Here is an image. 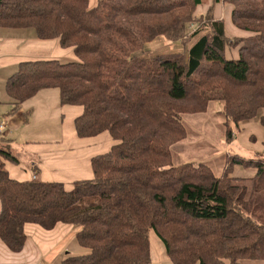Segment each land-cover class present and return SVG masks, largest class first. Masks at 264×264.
I'll return each instance as SVG.
<instances>
[{"label":"trees","instance_id":"trees-1","mask_svg":"<svg viewBox=\"0 0 264 264\" xmlns=\"http://www.w3.org/2000/svg\"><path fill=\"white\" fill-rule=\"evenodd\" d=\"M90 2L0 0V28L33 29L78 59L21 62L7 82L10 114L56 89L61 107L84 110L75 120L79 138L109 133L116 142L92 159L93 179L68 191L12 179L5 163L19 160L13 141L0 136V243L21 254L27 224L47 231L65 224L79 230L89 254L62 264H153L150 233L173 264L264 262V159L228 156L218 177L206 163L175 166L172 152L188 137L183 117L206 114L212 103L229 143L233 125L259 116L264 128V0ZM219 4L231 6L233 25L252 36H227L214 16ZM199 6L207 12L199 15ZM159 37L187 50L142 56ZM239 165L256 176L232 177Z\"/></svg>","mask_w":264,"mask_h":264},{"label":"crops","instance_id":"crops-1","mask_svg":"<svg viewBox=\"0 0 264 264\" xmlns=\"http://www.w3.org/2000/svg\"><path fill=\"white\" fill-rule=\"evenodd\" d=\"M96 1L91 0L90 3L94 4ZM207 10V7H198L199 15L205 14ZM231 13L232 8L229 5L215 6V18L225 22L226 33L227 29L233 33V36L228 33L227 36L231 38L252 36L251 33L243 32L233 25ZM53 59L71 61L77 60V57L72 48L63 49L57 39H38L33 29L0 28V85L3 86L4 94L0 96V136L9 132L10 137L5 138L13 141L12 147L18 139L25 142L22 156L28 160L29 170L24 168L23 158L18 155L20 159L18 164L5 163L6 167L8 164L10 166L7 171L12 179L19 182L34 180L43 183L57 182L65 185L70 191L75 182L93 179L92 159L108 153L115 141L109 133H103L95 138H79L75 120L83 114V108L58 107L59 91L58 93L48 91L53 89L42 90L33 99L25 102L18 113L10 114L13 105L7 93V82L17 71L19 64L28 60ZM38 100H48L52 106L58 107L57 114L55 112L51 115L49 111L52 108L46 105L39 108ZM33 113L39 114L38 120L33 121L29 118ZM53 119L57 122H52ZM78 231L76 227L65 224H58L50 231L38 225L27 224L25 233L28 240L24 250L21 254H12L0 243V264H62L68 254L86 253L87 249L77 241ZM151 235L152 263L169 261L164 248L157 242L152 244ZM154 237L156 238L155 235Z\"/></svg>","mask_w":264,"mask_h":264},{"label":"rangeland","instance_id":"rangeland-1","mask_svg":"<svg viewBox=\"0 0 264 264\" xmlns=\"http://www.w3.org/2000/svg\"><path fill=\"white\" fill-rule=\"evenodd\" d=\"M97 2L98 0L94 4H91L90 7H95ZM197 28L198 23H193L189 26L187 31L188 35H191ZM227 33L230 36H233V33L228 29ZM185 50L187 49L180 43H172L163 37H159L145 46L144 54H142V56L168 55L178 52L182 53ZM76 61L78 62V59ZM204 65L207 66L208 63H204ZM196 77L197 76L194 75V78ZM48 91H55V93H58V90L55 89ZM1 95L4 96L3 86L0 85V96ZM38 101L37 106L39 108L46 105L52 108L49 111L51 115H54L55 112L57 114V109L60 107V104L58 107H55L52 106L50 102H47L48 100ZM219 107L220 105L218 103H212L206 114L186 115L183 117L184 124L188 131V137L172 149L173 164L175 166L187 163H206L212 168L214 174L220 177L224 173L225 161L228 156L238 155L245 160L264 159V128L259 122V116L251 121L242 122L239 126L233 125L234 137L233 141L229 143L226 140L227 134L225 120L222 116L217 114V111H220ZM38 116V113H33L31 116L29 115V118L35 121L36 119L38 120ZM52 122H57V120L53 119ZM8 133L9 132L2 136H9ZM24 144L25 142L22 139H18L12 147V152L18 160H20L19 156L20 158H23L22 151H24ZM27 161L28 160L23 158L22 164L25 169L29 170ZM12 165L15 164L12 163ZM7 167L8 169L6 170H9V164ZM256 174L257 170L255 168L244 167L241 165L235 166L231 172L232 177L244 179H252ZM151 239L152 244L157 242L163 247L162 243L158 241L154 235H151ZM86 254H89L88 250H86V253L82 254H68L66 255V258L68 256H81ZM157 264L173 263L169 260L167 262L160 261ZM242 264H264V262L244 260L242 261Z\"/></svg>","mask_w":264,"mask_h":264},{"label":"built area","instance_id":"built-area-1","mask_svg":"<svg viewBox=\"0 0 264 264\" xmlns=\"http://www.w3.org/2000/svg\"><path fill=\"white\" fill-rule=\"evenodd\" d=\"M3 127H1V129H2Z\"/></svg>","mask_w":264,"mask_h":264}]
</instances>
